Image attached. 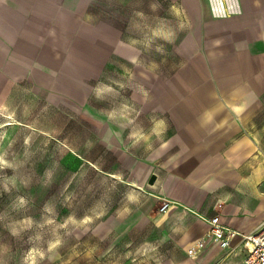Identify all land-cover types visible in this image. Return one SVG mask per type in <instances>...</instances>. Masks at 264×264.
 <instances>
[{"label":"rangeland","instance_id":"374dc122","mask_svg":"<svg viewBox=\"0 0 264 264\" xmlns=\"http://www.w3.org/2000/svg\"><path fill=\"white\" fill-rule=\"evenodd\" d=\"M98 2L54 83L0 109V264H199L139 169L195 26L159 0Z\"/></svg>","mask_w":264,"mask_h":264},{"label":"crops","instance_id":"0c3cea01","mask_svg":"<svg viewBox=\"0 0 264 264\" xmlns=\"http://www.w3.org/2000/svg\"><path fill=\"white\" fill-rule=\"evenodd\" d=\"M98 1L0 0V109L23 83H54L77 40L91 37L88 7ZM159 1L195 27L189 58L163 93L162 115L148 116L167 137L139 169L155 175L171 227L186 223V250L204 239L191 257L245 264L240 236L223 248L206 233L214 215L241 235L264 221V0Z\"/></svg>","mask_w":264,"mask_h":264},{"label":"built area","instance_id":"2783aa9c","mask_svg":"<svg viewBox=\"0 0 264 264\" xmlns=\"http://www.w3.org/2000/svg\"><path fill=\"white\" fill-rule=\"evenodd\" d=\"M168 206V200H162L159 212H166ZM209 224L210 228L207 231L206 236L211 237L212 240L219 243L221 247H228L234 237L240 236L242 249L245 251L244 263L264 264V221H261L254 231L242 235L237 231L220 224L217 215L210 218ZM203 242V238L198 240L194 245L189 247L187 253L190 256H194L202 249Z\"/></svg>","mask_w":264,"mask_h":264},{"label":"water","instance_id":"95a60500","mask_svg":"<svg viewBox=\"0 0 264 264\" xmlns=\"http://www.w3.org/2000/svg\"><path fill=\"white\" fill-rule=\"evenodd\" d=\"M154 178H155V175H152V176L150 177V179H149V183H150V184L153 183Z\"/></svg>","mask_w":264,"mask_h":264}]
</instances>
